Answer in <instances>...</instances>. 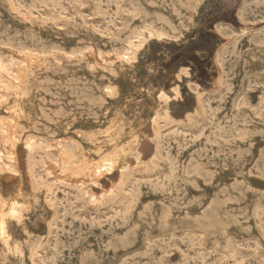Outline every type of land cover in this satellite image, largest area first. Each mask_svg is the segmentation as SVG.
<instances>
[{"label":"clouds","instance_id":"9594fccd","mask_svg":"<svg viewBox=\"0 0 264 264\" xmlns=\"http://www.w3.org/2000/svg\"><path fill=\"white\" fill-rule=\"evenodd\" d=\"M0 8V264H264V0Z\"/></svg>","mask_w":264,"mask_h":264},{"label":"rangeland","instance_id":"374dc122","mask_svg":"<svg viewBox=\"0 0 264 264\" xmlns=\"http://www.w3.org/2000/svg\"><path fill=\"white\" fill-rule=\"evenodd\" d=\"M1 9H2V10H1ZM1 11H2V12H1ZM0 13L3 14V17H4L5 19H8V18H10L12 15H14V14L11 12L10 8H9L8 10H5V9H3V8H0ZM8 13H9V14H8ZM11 14H12V15H11ZM6 16H7V17H6ZM226 54H227V53L225 52V55H226ZM100 71H101V73L103 74V71H104V70L101 69ZM130 80H131L132 82H135V80H136L135 73H133V75L130 77ZM141 90L144 91L143 88H141L140 91H141ZM132 92L135 93V89H132ZM130 98H131V97H130ZM137 102H139V100H138ZM2 170H3V171H7V166H6V167H5V166L2 167ZM251 177H252V178H253V177L255 178V176H251ZM251 177H250V178H251ZM256 177H257V176H256ZM250 178H249V179H250ZM252 178H251L250 180H253V179H254V178H253V179H252ZM69 220H70V221H69V222H70L69 224H70L71 226H74V227H79V226H80L78 221L75 222L74 224H72V221H71V218H70V217H69ZM66 226H67V225H66Z\"/></svg>","mask_w":264,"mask_h":264},{"label":"bare ground","instance_id":"6f19581e","mask_svg":"<svg viewBox=\"0 0 264 264\" xmlns=\"http://www.w3.org/2000/svg\"><path fill=\"white\" fill-rule=\"evenodd\" d=\"M1 10H2V9H1ZM10 10H11V9H10ZM1 12H2V11H1ZM8 14H9V13H8ZM11 15H12V14H11ZM6 17H7V16H6ZM141 91H142V90H141ZM4 166L6 167L7 165H4ZM4 166H3V167H4ZM251 178H252V177H251ZM251 178H250V179H251ZM253 178H254V177H253ZM253 178H252V179H253ZM257 179H259V178L255 176V178H254L253 180H257ZM261 183H264V181H261ZM70 218H71V217H70ZM69 221H70V220H69ZM69 223H70V222H69Z\"/></svg>","mask_w":264,"mask_h":264}]
</instances>
